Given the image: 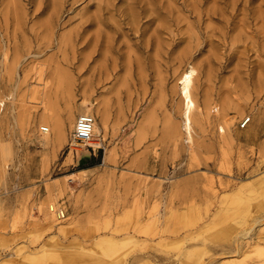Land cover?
Listing matches in <instances>:
<instances>
[{
	"label": "rangeland",
	"instance_id": "374dc122",
	"mask_svg": "<svg viewBox=\"0 0 264 264\" xmlns=\"http://www.w3.org/2000/svg\"><path fill=\"white\" fill-rule=\"evenodd\" d=\"M97 1L0 0V264H264V0H105L69 35ZM83 100L108 118L84 150Z\"/></svg>",
	"mask_w": 264,
	"mask_h": 264
},
{
	"label": "bare ground",
	"instance_id": "6f19581e",
	"mask_svg": "<svg viewBox=\"0 0 264 264\" xmlns=\"http://www.w3.org/2000/svg\"><path fill=\"white\" fill-rule=\"evenodd\" d=\"M68 1L69 0H56L55 3H53V4L51 3L50 6H52V5L55 6L54 15L52 16L55 21L58 20L60 18V15H62L65 11H69L72 8V6H71V7L67 8L68 10L64 9L65 3H68ZM75 1L76 0H70V4L72 5ZM101 2H103V3H101ZM95 7H96L95 13L85 16L84 19L80 22V25H78V29H76V31L73 29L72 32L69 33V35H71V34L74 35L76 33V36H77L79 30H81V31L86 30V26H88V25H90L92 23L100 24V23H104L105 22L106 19L104 20L103 11H104V9L108 10V3L105 0L104 1L103 0H98L96 2V4H95ZM101 10H102V12H101ZM154 12H156L155 9H154ZM144 14L147 16V18L149 17L147 19V21H152L156 17H158L157 13H155V15L147 14V13H144ZM138 16L140 17V14ZM139 19H141V18H139ZM154 21H153V23H154ZM52 22L54 23V21H52ZM56 23H57V21H56ZM143 23H145V20L143 21ZM148 25H149V23H148ZM153 37L154 36H152V38ZM67 38L69 40V37L67 36V34H65L62 37V39H67ZM70 38H73V37L70 36ZM107 60H109L108 63L105 62ZM65 62H67V61H65ZM69 63L73 64L74 62L73 61H69ZM116 66H117V64L115 63L114 59H110L109 57L105 56L104 57V61L96 67V72L95 73L97 74L98 80H101V79L104 80V79H107L109 77V75H113V73H114V71L116 69ZM192 74H193V69H189L188 71L186 70L185 72H183L181 74V76L179 78V81H178L180 83V93H181V95L183 97V102H184V108H183V111H182L183 125H184V129L186 130L188 136L190 135L191 119H192L191 116H192V109L194 107V100L192 98L191 90H190V88L192 86L191 85ZM78 105H79L78 108H77L78 110L76 111V114H74V117H73V119L71 121V125H70L71 129L73 128L71 133H70V141L72 143L73 142H77V143L81 144L83 150L86 149V147H90V146H92V147L101 146V144H102V142H101V138L102 137L101 136L103 135V132H105V129L107 128L106 126H107V119L108 118H107L106 109L104 107H102L101 105L95 104L94 102H91L89 100L80 101ZM81 114H89V115H91L93 117V125H92V129H91V135H90V137L88 139H83V140L77 139L75 137V135H74V130H75V127H76V121H77L78 116H80ZM41 129L43 131L46 130L45 127H41ZM65 130H66L65 123L63 121H56V123L54 124V132H55L56 138L64 137ZM77 150H79V149H77ZM110 159H111L110 151H105L104 155L102 157V160H101V164L107 165L110 162ZM54 212H55V214H56V216L58 218L64 217V211H63L62 208H55ZM47 221H48V223H50L49 220H47ZM57 250H60L59 243H57Z\"/></svg>",
	"mask_w": 264,
	"mask_h": 264
},
{
	"label": "built area",
	"instance_id": "2783aa9c",
	"mask_svg": "<svg viewBox=\"0 0 264 264\" xmlns=\"http://www.w3.org/2000/svg\"><path fill=\"white\" fill-rule=\"evenodd\" d=\"M250 121V116H244L240 119V126H245ZM93 125V117L89 114H81L76 121V127L74 135L77 139H88L91 135V129Z\"/></svg>",
	"mask_w": 264,
	"mask_h": 264
},
{
	"label": "crops",
	"instance_id": "0c3cea01",
	"mask_svg": "<svg viewBox=\"0 0 264 264\" xmlns=\"http://www.w3.org/2000/svg\"><path fill=\"white\" fill-rule=\"evenodd\" d=\"M93 154H94V152H93Z\"/></svg>",
	"mask_w": 264,
	"mask_h": 264
}]
</instances>
